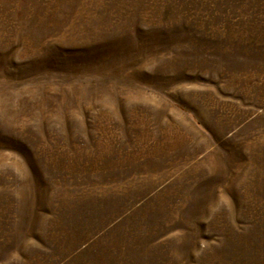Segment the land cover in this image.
I'll return each mask as SVG.
<instances>
[{
  "label": "rangeland",
  "instance_id": "rangeland-1",
  "mask_svg": "<svg viewBox=\"0 0 264 264\" xmlns=\"http://www.w3.org/2000/svg\"><path fill=\"white\" fill-rule=\"evenodd\" d=\"M0 264H264V0H0Z\"/></svg>",
  "mask_w": 264,
  "mask_h": 264
}]
</instances>
